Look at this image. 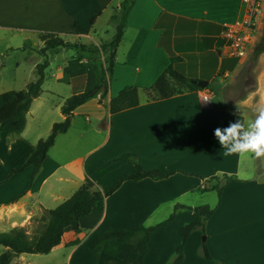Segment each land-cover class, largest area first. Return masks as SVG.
<instances>
[{"label":"crops","instance_id":"0c3cea01","mask_svg":"<svg viewBox=\"0 0 264 264\" xmlns=\"http://www.w3.org/2000/svg\"><path fill=\"white\" fill-rule=\"evenodd\" d=\"M123 2L0 0V49L25 50L29 42L41 50L45 43L38 37L44 33L58 34L71 44H109L118 28L111 19ZM244 15L242 0H135L117 49L109 93L104 98L98 94L74 111L69 131L57 137L34 186L28 187L33 166L11 177L10 172L25 164L38 143L50 136L54 124L65 121V101L99 86L107 67L108 52L80 58L76 49L61 48L49 54L42 94L31 106L24 132L8 147L3 138H11L9 129L0 135V220H7L11 228H26L34 218L70 199L87 180L93 183V191L109 188L134 171L133 163L119 161L133 155L146 170L177 173L162 180L125 182L106 199L103 212L80 220L82 232L65 233L61 244L43 256L63 257L65 264H129L107 256L96 262L90 242L110 230L160 225L178 205L209 206L214 214L206 233L198 230L191 235L183 264H264V157L224 156L225 149L214 137L217 127L252 119L256 108L264 106L260 88L231 104L225 101V78L234 73L236 64L228 62L224 77H219L225 60L236 58L228 55L223 29ZM65 50L72 54L64 56ZM171 57L180 59L175 69L197 82L214 83L217 89L149 101L148 90L171 65ZM6 65L0 60V77ZM134 88L140 92V105L112 114V99ZM6 157L11 164L18 158L20 162L1 167ZM224 175L237 181L225 186L219 196L213 188L224 183ZM22 176L28 179L24 187L6 198L4 189ZM192 221V212L179 210L173 222L152 233L144 264H171L182 242L181 229ZM203 243L212 260L201 256ZM33 256L15 259L37 264Z\"/></svg>","mask_w":264,"mask_h":264},{"label":"trees","instance_id":"16d2710c","mask_svg":"<svg viewBox=\"0 0 264 264\" xmlns=\"http://www.w3.org/2000/svg\"><path fill=\"white\" fill-rule=\"evenodd\" d=\"M134 4L135 0H124L118 15L113 16L111 19V22L118 26L115 37L111 43L100 47L67 43L58 34L54 33L39 35L41 41L45 43V47L40 51L45 60L36 67L37 80L29 84L25 91H9L0 94V135L4 128H8L10 134L14 136H19L24 132L31 106L34 100L42 94V86L46 77L45 72L50 65L49 53L52 54L61 48H74L81 58L83 55L99 57L102 52H108L107 67L103 69V78L99 86L88 92L75 94L65 101L62 106V113L66 117L65 121L54 124L50 136L46 140H41L23 167L19 170H12L9 177L33 166L35 168L32 176L33 182L47 159L50 149L55 145L57 137L69 131L74 111L100 93L102 98L107 96L116 63L117 49L123 39ZM262 54H264V41L256 45L242 76H251V72ZM178 60L180 59L171 57V65L148 90L149 101L165 100L185 93L204 90L196 84L194 79L175 69L174 65L179 62ZM210 85L211 83L206 89H209ZM226 90L227 88H224V91ZM211 91L213 92L214 89ZM250 91L255 90L251 89ZM139 105L140 92L137 88H134L112 99L110 111L112 114H117L136 108ZM121 160L133 163L135 166L134 171L120 176L111 187L99 191H93V183L87 180L70 199L58 208L46 211L39 221V223H42V229L33 233L34 235L29 234L24 228H14L8 233H0V246L8 249L0 255V264H10L13 257L22 254H49L61 244L65 233L82 232L80 220L94 212H103L106 199L118 191L125 182H140L145 179L162 180L177 173V171L146 170L139 165L137 157L133 155H127L119 161ZM215 179L220 180L219 178ZM223 179L224 183H218L213 188L219 196L222 195L225 186L237 181L236 178L227 175H224ZM179 210H188L193 213V221L181 229L182 242L176 251L174 261L171 263L183 264L185 247L191 235L198 230L203 231L204 234L206 233V224L214 214V210L209 206L191 208L178 205L166 222L155 227L137 225L130 229H115L105 232L94 238L89 244V249L93 252L95 261L98 262L102 256H107L129 264H144L152 233L165 223L173 222ZM200 253L205 259L212 260L205 243L202 244Z\"/></svg>","mask_w":264,"mask_h":264},{"label":"rangeland","instance_id":"374dc122","mask_svg":"<svg viewBox=\"0 0 264 264\" xmlns=\"http://www.w3.org/2000/svg\"><path fill=\"white\" fill-rule=\"evenodd\" d=\"M39 40L40 37H38ZM264 41V6L263 10L261 13L260 17V23H259V28H258V39L255 42V44L252 46V49L250 51V54L244 58H234L233 60H225V66H223V71L219 73V77L223 78L224 77V72H225V67L226 64L229 63H234L236 64V69L234 73H232L229 77L225 78V85L227 90L225 91V101L228 104H231L233 102H236L237 100L244 98L247 96V94L251 93V89L257 90V89H262L264 92V54H262L251 72V76L246 77L242 76L245 68L248 66V63L250 62L251 55L256 47V45L260 42ZM73 44V43H72ZM80 44V43H77ZM14 47L18 45L17 41L13 42ZM33 43H25V50L24 49H12V50H2L0 49V60L5 61L7 63L5 70H3V75L0 77V83H1V88H0V94L9 92V91H25L27 88L26 86L33 83L36 78H37V72H36V65L37 63H43L44 62V56L40 53L39 47L40 46H33ZM23 46V45H22ZM72 51L65 50L62 52V54L65 56L71 55ZM2 53L5 55V57H2ZM51 54V53H49ZM60 56L59 59L60 61L63 59L64 56ZM16 63L19 65L16 66ZM208 82V81H207ZM199 81H196V84L198 85ZM214 83H211L209 89H214L216 90L217 87L214 86ZM28 87V86H27ZM94 108V107H93ZM92 120V118L90 117ZM16 136L12 135L11 138H3V141L5 140V144L8 147V144L15 140ZM6 161H3L1 163V167H7L8 165L12 166H17L20 162V159L18 158L17 160L13 161L12 164L10 162V158L6 157ZM24 165V164H23ZM21 164L19 169L23 167ZM12 169H17V168H11ZM17 169V170H19ZM9 170V171H10ZM27 176H22L20 178H16L15 181L13 182V185L15 186V189L13 187H9L8 190L7 188L4 189V196L6 198L13 197L15 193H17L19 190H21L24 187V182L27 181L28 179L26 178ZM35 180V179H34ZM34 181L32 182V178L27 183L28 187L30 185L34 186ZM2 185H0L1 187ZM13 190V191H9ZM43 217V216H42ZM42 217H37L33 219V222L31 223L30 226L24 228L28 231L29 234H33L36 231H40L42 229L41 225L42 223H39ZM9 222L7 220H0V233L3 231H7L9 229H14L11 228V224H8ZM15 228H23V227H15ZM11 230L7 231L6 233L10 232ZM5 233V232H4ZM34 235V234H33ZM8 251L7 248L4 246H0V255H2L4 252ZM34 261L37 264H65L64 258L63 257H58L56 259H53V256H43V255H35L33 256ZM31 259V258H30ZM16 259L15 257L12 258L10 264H20L19 262H15Z\"/></svg>","mask_w":264,"mask_h":264},{"label":"clouds","instance_id":"9594fccd","mask_svg":"<svg viewBox=\"0 0 264 264\" xmlns=\"http://www.w3.org/2000/svg\"><path fill=\"white\" fill-rule=\"evenodd\" d=\"M255 117L247 121L237 119L226 127L214 129V137L223 149V155L251 154L264 157V106H258Z\"/></svg>","mask_w":264,"mask_h":264},{"label":"built area","instance_id":"2783aa9c","mask_svg":"<svg viewBox=\"0 0 264 264\" xmlns=\"http://www.w3.org/2000/svg\"><path fill=\"white\" fill-rule=\"evenodd\" d=\"M245 15L235 23L226 25L222 38L230 57L244 58L250 54L252 46L258 39L260 17L264 0H242ZM208 101V97L204 98Z\"/></svg>","mask_w":264,"mask_h":264},{"label":"water","instance_id":"95a60500","mask_svg":"<svg viewBox=\"0 0 264 264\" xmlns=\"http://www.w3.org/2000/svg\"><path fill=\"white\" fill-rule=\"evenodd\" d=\"M208 85H209V82H207V81H201V82L198 83V86L201 89H206Z\"/></svg>","mask_w":264,"mask_h":264}]
</instances>
